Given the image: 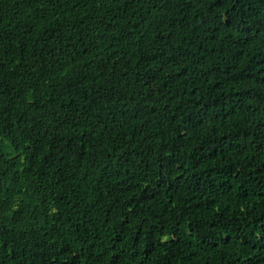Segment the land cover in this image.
<instances>
[{
	"label": "trees",
	"instance_id": "1",
	"mask_svg": "<svg viewBox=\"0 0 264 264\" xmlns=\"http://www.w3.org/2000/svg\"><path fill=\"white\" fill-rule=\"evenodd\" d=\"M0 264H264V0H0Z\"/></svg>",
	"mask_w": 264,
	"mask_h": 264
}]
</instances>
